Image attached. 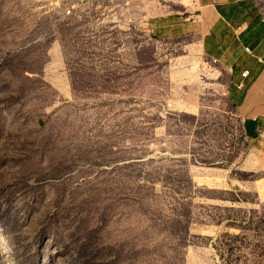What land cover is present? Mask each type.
I'll return each mask as SVG.
<instances>
[{
  "label": "rangeland",
  "instance_id": "1",
  "mask_svg": "<svg viewBox=\"0 0 264 264\" xmlns=\"http://www.w3.org/2000/svg\"><path fill=\"white\" fill-rule=\"evenodd\" d=\"M199 8L0 0V264H264L263 153Z\"/></svg>",
  "mask_w": 264,
  "mask_h": 264
},
{
  "label": "crops",
  "instance_id": "2",
  "mask_svg": "<svg viewBox=\"0 0 264 264\" xmlns=\"http://www.w3.org/2000/svg\"><path fill=\"white\" fill-rule=\"evenodd\" d=\"M261 0H200L184 32L193 34L203 55L228 74L227 98L244 139L264 162V12ZM155 33H160L156 28ZM247 72V75L242 74Z\"/></svg>",
  "mask_w": 264,
  "mask_h": 264
},
{
  "label": "built area",
  "instance_id": "3",
  "mask_svg": "<svg viewBox=\"0 0 264 264\" xmlns=\"http://www.w3.org/2000/svg\"><path fill=\"white\" fill-rule=\"evenodd\" d=\"M242 75L243 76L247 75V72L243 73ZM259 136H260V139H263L264 140V134H260Z\"/></svg>",
  "mask_w": 264,
  "mask_h": 264
}]
</instances>
